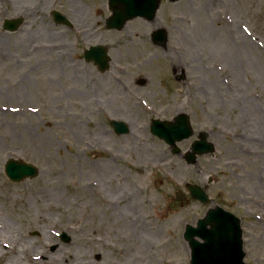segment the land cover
Returning <instances> with one entry per match:
<instances>
[{
	"label": "rangeland",
	"instance_id": "374dc122",
	"mask_svg": "<svg viewBox=\"0 0 264 264\" xmlns=\"http://www.w3.org/2000/svg\"><path fill=\"white\" fill-rule=\"evenodd\" d=\"M56 1L12 0L13 8L4 6L0 16V98L10 85V105L28 116L13 122L0 118L9 125L0 130V224L7 225L0 241L11 243V237L14 245L24 247L21 264H30L33 254L44 257L39 264H111L142 252V264H189L184 228L216 204L241 220L244 262L264 264V76L257 74L258 65L264 69V50L254 46L255 53L239 29L228 34L201 25V3L210 1L183 0L160 3L156 21L168 31L167 54L146 44L149 30L138 28V19L119 33H79L76 53L63 46L70 34L50 32L42 22L47 5ZM77 1L79 14L86 9L94 21L99 13L90 3L102 0ZM247 4L256 5V0ZM242 8L240 2L235 11L243 14ZM26 12L34 18L30 25L17 33L2 30L5 19ZM250 22L259 33V23ZM98 44L108 47L111 58L103 74L81 60L84 49ZM170 53L183 54L186 66V81L175 84L172 98L164 90L168 80H161ZM218 65L225 72L217 73L213 66ZM226 71L232 79L224 77ZM140 76L146 79L142 87L133 82ZM6 102L2 98L0 106ZM99 107L105 112H97ZM177 107L187 114L193 134L178 142L180 154H171V147L149 133V125L153 119L171 121ZM111 120L127 124L129 133L116 135ZM202 133L215 150L188 163L184 152ZM128 135L136 136L127 140ZM143 143L154 154L136 147ZM114 153L123 161H109ZM9 159L34 165L37 177L11 183L3 172ZM91 182L99 188L87 189ZM186 184L207 186L213 204L191 200ZM177 190L189 200L174 203ZM101 197L114 202L107 206ZM62 232L70 237L68 243L59 239ZM93 232L106 240L102 247H94ZM177 241L186 251L178 249ZM10 256L0 253V264H9Z\"/></svg>",
	"mask_w": 264,
	"mask_h": 264
},
{
	"label": "water",
	"instance_id": "95a60500",
	"mask_svg": "<svg viewBox=\"0 0 264 264\" xmlns=\"http://www.w3.org/2000/svg\"><path fill=\"white\" fill-rule=\"evenodd\" d=\"M159 0H110L113 23L111 27L124 23L125 21L137 17L154 16L158 8ZM21 21H6L4 28L14 31L21 24ZM158 37H161L158 35ZM105 49L98 46L84 51L87 61L94 60L98 69L103 72L108 69L109 58ZM119 134L128 130L123 123L114 122L111 124ZM152 132L164 139L169 145H174L176 141H182L192 134L185 115L179 116V121L175 125L159 124L153 122ZM206 136H201V141H196L192 146V152L187 156V162L193 163L196 154L202 155L213 151L212 144L205 141ZM178 151L177 148L173 153ZM5 174L13 182H21L27 178L37 176V169L25 162L11 160L5 165ZM190 196L202 204H208L209 200L204 191L199 186L188 185ZM176 201L184 200L182 192L176 193ZM184 238L191 249L190 264H245L243 262L244 252L242 245V231L240 221L234 215L225 212L220 207L209 209L204 217L197 221L196 226H185ZM62 239L68 241L69 238L63 234Z\"/></svg>",
	"mask_w": 264,
	"mask_h": 264
},
{
	"label": "flooded vegetation",
	"instance_id": "af4514ba",
	"mask_svg": "<svg viewBox=\"0 0 264 264\" xmlns=\"http://www.w3.org/2000/svg\"><path fill=\"white\" fill-rule=\"evenodd\" d=\"M181 1L183 0L169 1V3L174 5ZM207 1H210L209 4H206L205 2L201 3V10H200V17H201L200 19L202 21L201 25H203L205 28H209L213 32H215V30H219L225 33L228 32V34L231 32L238 34L239 32H237V30L239 29L243 34H248L249 36L251 35V33H253L254 38H252V41L246 40L248 42H246L245 44L249 45L251 48H254V46H257L263 49L264 38L261 37L260 35H264V0H256V5L247 4L248 0H238V1L237 0H207ZM63 2L64 3H62V0H57L54 3H49V5H47L48 17L43 16L42 17L43 21L42 19L41 21L43 22V24L49 25L50 32L54 31L57 33L70 34L72 36L69 39L71 40L70 41L71 43L68 41V39H67V43L66 42L64 43H66L65 47L71 48L72 50H74L73 52L77 53V50H78L77 49V45H78L77 35L79 33L81 34L99 33L100 29L102 30L103 33H110V34L112 32L119 33L122 30H124L127 24V23L124 24V26L120 28L119 30L107 28V21H108V18H110L111 16L109 0H104V1L102 0L99 2L93 1L90 3V6L86 2H81L83 5H88L92 11L94 12L98 11L99 15L97 16V18L94 16V18H96L94 21L92 20L93 18L91 16L87 15L86 9L84 10V14H79L80 7L78 4L80 3L78 1L76 2V0H64ZM240 2H241V5L244 7L242 8L244 11H241V9H237V10H240L241 12H243V14L235 11V8L239 6ZM257 6L260 8H258ZM28 11L30 10L28 9ZM53 11L59 12L61 16H58V17L53 16L52 14ZM37 13L39 14V12ZM158 13H160V7L158 11L156 12V14L154 15L153 19L148 20L144 18H137L139 21L136 22V26H138V28L143 27L149 30L148 36L146 37L145 42L147 45L152 47L151 50H156V51L162 50V51H165L167 54L168 52V50H166L167 43H166V46L165 45L159 46L156 43H158L160 39H158L157 37L154 38V34L157 29H164V31L166 32L165 37L168 40L167 29L163 28L156 21ZM176 15L179 16L180 19L184 21L185 19L184 14L180 13ZM22 18H23V22L21 26H28L34 20L33 17L31 20V15L27 14V12L26 14L22 15ZM252 20L259 23L257 29L260 30L259 32L260 35L259 33H257V31H255L256 29L252 26V23L250 22ZM249 24L251 25V27L249 26ZM153 25L155 26L154 28H153ZM21 26L19 27V29L21 28ZM248 31L249 32L251 31V32L249 33ZM259 36H260V39H259ZM170 54L172 57L170 59L166 58L168 65L167 66L165 65L167 68V71H169V74H166L164 78L161 80L166 81L168 79L169 89H172L171 84L177 81L176 78H178V73H181L182 75V71L184 70L185 65H183L182 63V61L184 60L183 54H177V57L181 55L180 58H182V60L174 56V53H170ZM159 59L166 60L165 58H159ZM81 60L84 61L83 57ZM70 62H74V59H71ZM140 66L141 65H139V67ZM167 75L169 76L168 78H167ZM230 76L231 74L228 75L227 77L231 78ZM246 77L248 80L250 79L248 78L249 76H246ZM6 81L7 82L9 81L8 77H6ZM183 81L185 82V79ZM183 81H180V82H183ZM133 82L134 84L137 85L139 81L133 80ZM176 84H178L179 86V83H176ZM9 87L10 85L9 86L7 85L6 90L5 91L2 90V93H3L2 98L3 100H7V102L6 104L1 105L0 109L5 108V109H9L10 111H13V108H12L13 106H11L10 105L11 103H9L11 100H13ZM165 91H166L165 93L167 97L169 98L174 97L173 90L171 91L165 90ZM117 97L120 98V95L117 94ZM2 98H0V100H2ZM129 98L130 96L126 92V99L130 100L131 102L132 99H129ZM107 103H110V102H107ZM106 107H101L100 109L98 108L97 110H101L102 112H105ZM109 108L111 107H107V112H109ZM112 108L116 113L118 112L115 110L116 109L115 107H112ZM179 109L181 108L179 107L176 108L175 110L176 113L178 112Z\"/></svg>",
	"mask_w": 264,
	"mask_h": 264
},
{
	"label": "bare ground",
	"instance_id": "6f19581e",
	"mask_svg": "<svg viewBox=\"0 0 264 264\" xmlns=\"http://www.w3.org/2000/svg\"><path fill=\"white\" fill-rule=\"evenodd\" d=\"M11 2H12V0H0V16H1V14L3 13V11H4V9H3V7L4 6H9L10 7V10L13 8V6L11 5ZM11 5V6H10ZM5 13H7V11H5ZM4 13V14H5ZM4 38V37H3ZM2 43V39L0 38V44ZM66 45V43H63V46H65ZM255 53H257V50L256 49H254V48H251ZM248 54H250V53H246V55H248ZM252 55V54H251ZM246 58H248V56L246 57ZM224 60H225V58H224ZM214 68H216L215 66H213ZM255 70V69H254ZM222 71H224L225 72V70H224V68L222 67ZM257 74H260V75H263L264 76V69H262L259 65L257 66ZM209 75H214V76H217V74H216V72H214V71H212V70H210L209 71ZM115 81H117V82H120V80L119 79H116ZM121 83V82H120ZM121 86H122V84H121ZM127 88H124V90H125V92H127L128 90H126ZM128 93V92H127ZM7 94V93H6ZM13 98V97H12ZM247 104V103H246ZM142 105V104H141ZM253 105V103H250V104H248V105H245V104H243V107H241V108H245V109H248V108H250L251 106ZM145 106V105H144ZM181 109H179L178 111L179 112H181L180 111ZM26 110H24L23 112H22V114H21V109L20 110H14V111H10L9 109H0V118L1 117H10L9 118V121L10 122H13L14 121V119H16L17 120V118L18 117H20L21 118V116H24V117H28L27 115H26ZM28 112H29V110H28ZM21 114V115H20ZM260 122V121H259ZM262 125H264L263 124V122L261 123ZM8 129L9 128V125H8V123H1V119H0V130H2V129ZM140 130V128L138 129V131ZM103 135L105 136V134L104 133H100L99 134V137L100 138H103ZM132 136H136V135H128V139L127 140H129V137H132ZM135 140H136V138H135ZM137 148H139V150H141V151H145V152H152V148L153 147H151L150 145L148 146L146 143H143V145H137L136 146ZM0 151H1V148H0ZM109 152H111V151H109ZM152 154H154V152H152ZM117 154H113L112 156H110V158H109V161H113V159L115 160V161H118L119 159H121V158H119V157H117L116 156ZM118 159V160H117ZM123 161V159H121V162ZM259 164H257L256 166H258ZM255 171H257V170H259V168L257 167H255ZM101 185L104 187L105 185L104 184H102V182H101ZM98 189L99 188V185L97 184V183H95V182H91V184L89 183L88 184V186H87V189ZM100 199V201L101 202H104L105 201V205H107V206H110V204L112 203L113 204V202L114 201H112L111 202V200H107V199H105L104 197H101V198H99ZM110 203V204H109ZM120 203V202H119ZM118 203V204H119ZM6 223L4 224V222H3V225L2 224H0V232H1V235L2 234H4L5 233V231H6ZM8 232H9V227H8ZM7 232V233H8ZM1 237V236H0ZM92 237H93V241H91V242H93V245H94V247H98V248H100V247H102L103 246V244H105L106 242V240L105 239H103L102 237H99V235H98V233L97 232H93L92 233ZM10 239H11V243L10 242H8L7 240L5 241V240H1L0 241V253L1 254H3L4 252H6V253H9L10 255H12V256H10L11 257V260H10V263L9 264H12V262H14L15 264H21V263H24L23 262V256H25L26 255V250L24 249V247L23 246H16V245H14V242H15V240L13 239V238H11L10 237ZM10 241V240H9ZM176 244H177V247H178V249H179V246L178 245H180V247H181V249L183 250H185L186 251V249H185V247L183 248V245H182V243H180V242H176ZM167 245H172L171 244V242L170 241H168L167 242ZM130 248H132V246L130 245L129 247H128V249H130ZM2 251H4V252H2ZM145 253L146 252H142V254L140 255H136V256H134V257H132L131 259H130V261H127V260H125V261H123V262H118V260H116V261H114V262H111V264H142L143 262H144V260H145ZM97 258H99V256H97ZM152 257H148L147 258V260H150ZM39 259H44V257L41 255V256H38V254L36 255V254H33V255H30V257H29V261H30V264H39ZM96 260H99V259H96ZM141 261V262H140ZM136 262H140V263H136ZM45 263L46 264H49V260H46L45 261ZM59 263V262H58ZM41 264V263H40ZM77 264V263H76ZM90 264H98V263H90ZM103 264V263H102Z\"/></svg>",
	"mask_w": 264,
	"mask_h": 264
}]
</instances>
